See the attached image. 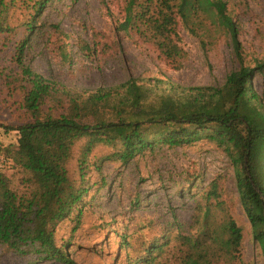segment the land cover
I'll list each match as a JSON object with an SVG mask.
<instances>
[{
    "label": "trees",
    "instance_id": "obj_1",
    "mask_svg": "<svg viewBox=\"0 0 264 264\" xmlns=\"http://www.w3.org/2000/svg\"><path fill=\"white\" fill-rule=\"evenodd\" d=\"M15 1L0 0V35L14 30L9 19ZM49 2L24 0L30 15L22 23L27 30ZM179 25L200 39L207 37L210 44L219 35L230 39L238 67L222 87H184L169 80L146 84L131 78L117 86L79 91L25 65L26 41L20 43L15 61L21 73H0L8 95L17 98L18 113L16 125H3L7 132H17V140L2 145L11 165L0 172V246L34 262L77 264L68 252L70 243L57 241L56 228L76 210L80 220L90 186L88 157L96 148L111 147L102 160L126 165L159 145L174 148L208 139L234 166L241 205L264 253V102L254 88L264 59L247 62L229 0H127L120 30L145 38L181 67L186 52L179 46ZM16 168L28 175L22 192L8 176ZM220 197L215 180L205 202L196 207L189 231L179 227L174 235L149 241L137 262L242 264V228Z\"/></svg>",
    "mask_w": 264,
    "mask_h": 264
},
{
    "label": "rangeland",
    "instance_id": "obj_2",
    "mask_svg": "<svg viewBox=\"0 0 264 264\" xmlns=\"http://www.w3.org/2000/svg\"><path fill=\"white\" fill-rule=\"evenodd\" d=\"M23 2L15 1L17 8L10 13L14 30L0 35L4 75L21 73L15 56L23 41L25 65L49 81L79 91L113 87L131 78L146 84L169 80L184 87H222L238 67L230 39L219 35L210 44L207 37L200 39L182 25L178 26L179 46L186 52L182 66L166 60L145 38L120 30L127 0H50L30 30L22 24L30 17ZM229 11L238 23L247 62L254 65L256 59H264V0H229ZM254 88L264 102V72L255 76ZM16 100L0 80V141L5 148L17 140L16 131L3 127L18 123ZM83 144H78L76 159ZM112 151L101 145L89 155L90 186L80 220L76 210L56 228L57 241L70 243L68 252L77 264H140L137 259L146 254L149 241L174 235L180 228L189 231L196 207L205 202L215 180L220 200L242 228L240 261L264 264L240 202L234 166L215 143L202 139L174 148L159 145L126 165L118 159L102 160ZM8 176L15 190L26 189L27 173L16 168ZM0 264L61 263L34 262L0 246Z\"/></svg>",
    "mask_w": 264,
    "mask_h": 264
},
{
    "label": "built area",
    "instance_id": "obj_3",
    "mask_svg": "<svg viewBox=\"0 0 264 264\" xmlns=\"http://www.w3.org/2000/svg\"><path fill=\"white\" fill-rule=\"evenodd\" d=\"M10 165H11L10 160L3 152V146L0 141V172L6 171L10 167Z\"/></svg>",
    "mask_w": 264,
    "mask_h": 264
}]
</instances>
